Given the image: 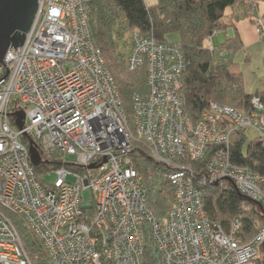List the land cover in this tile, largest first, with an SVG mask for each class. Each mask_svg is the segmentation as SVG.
Segmentation results:
<instances>
[{
	"label": "built area",
	"instance_id": "built-area-1",
	"mask_svg": "<svg viewBox=\"0 0 264 264\" xmlns=\"http://www.w3.org/2000/svg\"><path fill=\"white\" fill-rule=\"evenodd\" d=\"M93 1L38 0L24 44L9 49L0 69V264H33L19 224L52 264H145L148 235L162 264H256L264 228L249 242L239 236V219L226 232L208 216L205 189L231 182L264 209V177L231 160L238 131L264 140L263 101L254 96L248 113L212 103L194 121L181 95L186 63L180 47L132 32L127 67L146 68L148 93L134 96L130 125L92 40ZM254 20L264 41V20ZM32 141L41 157L37 167ZM138 145L175 189L162 217L151 209L132 162ZM38 173L56 179L48 184Z\"/></svg>",
	"mask_w": 264,
	"mask_h": 264
},
{
	"label": "trees",
	"instance_id": "trees-1",
	"mask_svg": "<svg viewBox=\"0 0 264 264\" xmlns=\"http://www.w3.org/2000/svg\"><path fill=\"white\" fill-rule=\"evenodd\" d=\"M255 1L157 0L153 6H149L146 0L91 2L88 5V15L92 40L103 53L106 65L117 84L127 118L132 113V120L128 119L129 124L133 123L134 96L148 93L146 68L129 71L127 67L129 37L132 32L139 33L143 38H153L159 43H168L166 38L171 34L179 35L178 46L186 63L181 95L184 108L194 121L199 120L205 112H210L212 103L229 105L246 113L251 109L254 96L260 97L264 103V91L248 94L241 75L232 72L230 59H217L216 51L206 47V41L212 37L213 32L224 28L221 20L227 9L243 6L248 13ZM127 34L129 50L125 55L121 43H125L123 38ZM242 47V42L236 34L234 38L228 39L221 49L234 54ZM120 66L126 71V77L123 79L120 75L117 76ZM246 139V131L235 133L231 160L234 164L264 177V140L257 137L244 152ZM131 158L135 169L143 177L151 209L158 217L164 216L175 202V189L164 178V168L156 164L141 145L134 148ZM203 166L204 164H198L196 168L200 170ZM41 169L42 167L37 168L38 171ZM261 188L264 191V184ZM205 190L208 216L226 232L232 223L239 219L242 223L239 236L249 242L264 228V216L260 208L246 199L233 183L224 181ZM20 233L34 264H52L33 234L24 228L20 229ZM261 260L262 258L256 264H260ZM145 264H162L161 256L150 235L146 237Z\"/></svg>",
	"mask_w": 264,
	"mask_h": 264
},
{
	"label": "crops",
	"instance_id": "crops-1",
	"mask_svg": "<svg viewBox=\"0 0 264 264\" xmlns=\"http://www.w3.org/2000/svg\"><path fill=\"white\" fill-rule=\"evenodd\" d=\"M146 3L153 6L157 0H146ZM245 13L246 10L243 6L227 9L221 20L224 28L218 30L214 35L218 37L219 47L216 48L212 44L214 36L206 41V47L221 54L225 52L221 49L222 45L237 34L243 47L234 54L227 52L231 55L229 58L232 62L231 70L233 73L241 75L245 91L248 94H254L257 91H264V82L262 81L264 79V41H261L256 33L254 20L255 16L264 20V1L256 0L251 11Z\"/></svg>",
	"mask_w": 264,
	"mask_h": 264
},
{
	"label": "water",
	"instance_id": "water-1",
	"mask_svg": "<svg viewBox=\"0 0 264 264\" xmlns=\"http://www.w3.org/2000/svg\"><path fill=\"white\" fill-rule=\"evenodd\" d=\"M38 8V0H0V69L9 49H17L24 44L26 34L32 27ZM17 115L24 117L23 113ZM18 123L21 128L22 124ZM30 156L34 166L37 167L41 164V157L33 141L30 143ZM248 200L256 204L264 216L262 205Z\"/></svg>",
	"mask_w": 264,
	"mask_h": 264
},
{
	"label": "rangeland",
	"instance_id": "rangeland-1",
	"mask_svg": "<svg viewBox=\"0 0 264 264\" xmlns=\"http://www.w3.org/2000/svg\"><path fill=\"white\" fill-rule=\"evenodd\" d=\"M150 6V5H149ZM129 34H127L126 36H124V40H125V43H121V49H122V52L125 54V55H127V53H128V50H129V45H128V38H127V36H128ZM218 37H215L214 36V41L212 42V44L213 45H215V47L216 48H218L219 47V44H218V39H217ZM225 40V39H224ZM166 41L168 42V43H170V44H180V37H179V35L178 34H171V35H169V36H167V38H166ZM221 54H223L222 56H219V54H218V51H216L215 52V57L217 58V59H220V60H228L230 57H231V55L230 54H228L227 52H222ZM128 56V55H127ZM108 62V61H107ZM109 67H110V64H109ZM121 76L122 77V79H123V77L125 78L126 77V71L124 70V68H122V66H120L119 68H118V74H117V76ZM263 82H264V79L262 80ZM129 116V121L130 120H132V113L131 114H129L128 115ZM257 134L254 132V131H248L247 132V139H246V141H245V143H244V145H243V150H244V152H246V149H247V147H248V145L250 144V143H252V142H255L256 140H257ZM233 142H234V139L232 140ZM67 161L69 162V163H75L76 162V157L75 156H68L67 157ZM38 175L39 176H41L42 175V178H43V180H44V182H46V183H48V184H52L54 181H55V179H56V177H55V175L54 174H52V175H50V176H47V175H43V173H38ZM163 178V177H162ZM92 199H93V194H92V191L90 190V189H87V190H85V192H84V200L85 201H87V202H90V201H92ZM16 221V220H15ZM18 223V222H17ZM20 223H22V222H20ZM19 227H20V229L21 228H24V229H26V230H28L23 224H19ZM261 258H262V260H261V263L262 264H264V247H263V251H262V253H261ZM30 258H32V257H30ZM31 261H32V263L34 264V261L31 259ZM260 263V264H261Z\"/></svg>",
	"mask_w": 264,
	"mask_h": 264
}]
</instances>
